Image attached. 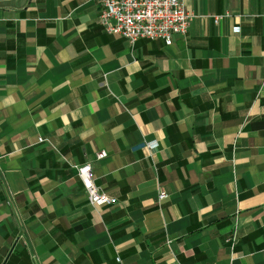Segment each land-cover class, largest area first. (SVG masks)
Listing matches in <instances>:
<instances>
[{
    "label": "crops",
    "instance_id": "0c3cea01",
    "mask_svg": "<svg viewBox=\"0 0 264 264\" xmlns=\"http://www.w3.org/2000/svg\"><path fill=\"white\" fill-rule=\"evenodd\" d=\"M183 5L130 46L97 0H0V264H264V0Z\"/></svg>",
    "mask_w": 264,
    "mask_h": 264
},
{
    "label": "built area",
    "instance_id": "2783aa9c",
    "mask_svg": "<svg viewBox=\"0 0 264 264\" xmlns=\"http://www.w3.org/2000/svg\"><path fill=\"white\" fill-rule=\"evenodd\" d=\"M99 23L106 34L120 36L133 46L138 40H162L166 46L172 44L175 36L186 35L194 15L188 12L183 0H97ZM223 17H213L217 24ZM39 139V142H42ZM150 148L155 143L148 144ZM106 152H99L96 160H102ZM83 187L88 204L92 207L115 206L117 200L108 196L95 184L92 166L89 163L74 167ZM166 198L162 191L158 201ZM235 232L230 238L233 245ZM170 244V241L167 242ZM119 262V259H116ZM174 264H180L175 260Z\"/></svg>",
    "mask_w": 264,
    "mask_h": 264
}]
</instances>
